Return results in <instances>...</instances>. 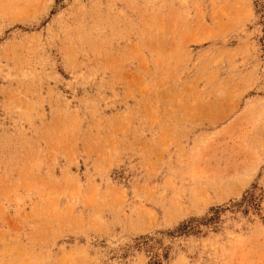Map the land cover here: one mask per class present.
I'll return each mask as SVG.
<instances>
[{"label":"rangeland","instance_id":"374dc122","mask_svg":"<svg viewBox=\"0 0 264 264\" xmlns=\"http://www.w3.org/2000/svg\"><path fill=\"white\" fill-rule=\"evenodd\" d=\"M0 264H264V0H0Z\"/></svg>","mask_w":264,"mask_h":264}]
</instances>
